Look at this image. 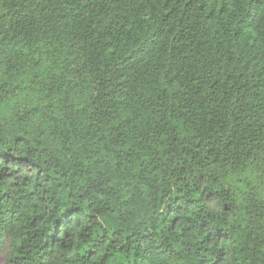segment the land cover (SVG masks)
Wrapping results in <instances>:
<instances>
[{"label": "trees", "instance_id": "1", "mask_svg": "<svg viewBox=\"0 0 264 264\" xmlns=\"http://www.w3.org/2000/svg\"><path fill=\"white\" fill-rule=\"evenodd\" d=\"M5 264H264V0H0Z\"/></svg>", "mask_w": 264, "mask_h": 264}, {"label": "rangeland", "instance_id": "2", "mask_svg": "<svg viewBox=\"0 0 264 264\" xmlns=\"http://www.w3.org/2000/svg\"><path fill=\"white\" fill-rule=\"evenodd\" d=\"M8 262V247L3 246L0 249V264H5Z\"/></svg>", "mask_w": 264, "mask_h": 264}]
</instances>
